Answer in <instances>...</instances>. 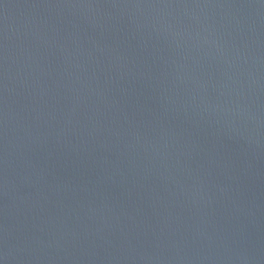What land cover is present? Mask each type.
Segmentation results:
<instances>
[{
	"label": "water",
	"instance_id": "obj_1",
	"mask_svg": "<svg viewBox=\"0 0 264 264\" xmlns=\"http://www.w3.org/2000/svg\"><path fill=\"white\" fill-rule=\"evenodd\" d=\"M0 264H264V0H0Z\"/></svg>",
	"mask_w": 264,
	"mask_h": 264
}]
</instances>
